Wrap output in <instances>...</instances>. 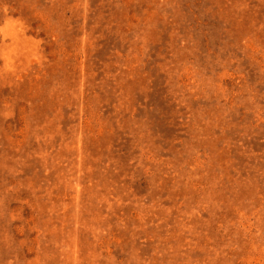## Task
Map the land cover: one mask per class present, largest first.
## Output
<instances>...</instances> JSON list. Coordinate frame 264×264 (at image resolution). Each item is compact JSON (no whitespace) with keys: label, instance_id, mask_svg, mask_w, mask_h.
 <instances>
[{"label":"rangeland","instance_id":"1","mask_svg":"<svg viewBox=\"0 0 264 264\" xmlns=\"http://www.w3.org/2000/svg\"><path fill=\"white\" fill-rule=\"evenodd\" d=\"M0 264H264V0H0Z\"/></svg>","mask_w":264,"mask_h":264}]
</instances>
